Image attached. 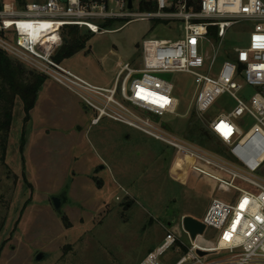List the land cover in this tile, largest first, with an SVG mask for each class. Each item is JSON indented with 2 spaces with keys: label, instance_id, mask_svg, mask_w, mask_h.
<instances>
[{
  "label": "rangeland",
  "instance_id": "obj_1",
  "mask_svg": "<svg viewBox=\"0 0 264 264\" xmlns=\"http://www.w3.org/2000/svg\"><path fill=\"white\" fill-rule=\"evenodd\" d=\"M42 1L0 0V5ZM102 24L107 32L98 35L80 28L82 35H88L84 49L61 59L70 71L98 87H113L119 65H141L145 39L175 41L180 36L177 24L166 27L163 21ZM252 30V24L241 23L233 25L224 40L208 34L210 45L203 47L204 54L210 60L217 56V68L235 58L236 48L248 45ZM56 56L59 60L63 54L58 50ZM8 57L25 67L26 78L39 75ZM162 77L173 84L179 101V116L161 119L166 132L229 161L228 147L207 128L229 102L221 99L207 115L188 114L197 90L195 78L186 73ZM254 92L245 87L241 95L249 98ZM9 105H0L3 121L7 113L13 118L9 128L7 122L2 127L10 131L5 157L0 150V264H138L170 231L181 237L178 245L189 246L183 218L201 220L214 198L235 197L233 190H222L219 173L162 142L111 120L92 126L94 111L51 80L45 79L29 113L19 97ZM245 123L251 125L250 118ZM201 130L208 131L203 140ZM256 175L264 180V166ZM236 185L247 187L242 182ZM63 193L68 202L58 213L51 198ZM213 240L215 233L208 231L197 243L212 246ZM39 253L48 258L36 262ZM182 254L170 252L167 258L175 261ZM218 257L226 259L228 253Z\"/></svg>",
  "mask_w": 264,
  "mask_h": 264
},
{
  "label": "built area",
  "instance_id": "obj_2",
  "mask_svg": "<svg viewBox=\"0 0 264 264\" xmlns=\"http://www.w3.org/2000/svg\"><path fill=\"white\" fill-rule=\"evenodd\" d=\"M148 6L153 9L143 8ZM116 20H156L166 22V27L177 24L180 36L175 41L145 39L141 65H119L111 88L95 86L56 61L66 28L76 26L98 35L107 32L102 23ZM241 23L253 25L248 45L236 48L233 60H224L215 68L217 56L210 60L203 50L209 44L208 34L214 31L224 40L232 26ZM0 50L73 93L85 109L96 114L92 126L106 119L139 131L219 173L222 190L235 192L229 200L214 198L201 219L206 233L200 238L212 231L214 245L192 242L185 231L190 245H178L181 237L170 231L138 264L264 261V180L256 175L264 166V0H132V8L129 0H45L22 6L7 2L0 9ZM175 73L195 78L197 90L188 114L207 115L221 99L229 102L207 126L228 147L229 161L213 157L163 128L165 115L179 116L174 86L162 77ZM245 87L255 91L249 98L241 95ZM238 182L247 187H237ZM180 251L183 254L177 260L167 258L170 252ZM222 252L228 253L226 259L218 257Z\"/></svg>",
  "mask_w": 264,
  "mask_h": 264
},
{
  "label": "trees",
  "instance_id": "obj_3",
  "mask_svg": "<svg viewBox=\"0 0 264 264\" xmlns=\"http://www.w3.org/2000/svg\"><path fill=\"white\" fill-rule=\"evenodd\" d=\"M1 7L2 4L0 5V9ZM143 8L149 11L153 9L150 6ZM63 38H64V44L59 49V51L63 54V56L59 60L57 56H55L56 61L61 63H63L61 59L71 58L84 49L86 38H88V35H82L80 28L73 26L66 28V30L63 33ZM8 56L9 55L7 53L0 50V80L2 83L0 88V105H5L8 102L10 105H13L15 98L19 97L25 105V111L29 113V111L35 106V103L38 98V93L40 89L43 87L45 83V79L47 78L41 74H39L38 76L31 75L30 79L26 78L27 71L25 67L21 65L16 66L14 63L10 61ZM2 116L3 115H0V131H1L0 142L2 143V145H0V150L3 157H5L7 151L8 136L10 131V129L8 128L10 127L13 118L11 113L10 114L7 113L6 115L7 121L4 122ZM6 122H7V126L9 125L8 128L7 129L2 128L4 127V124ZM198 132L202 133L201 135L202 140L204 136L208 134V131H204V130ZM193 135L194 133L193 131H191V137ZM183 251L186 250L183 248Z\"/></svg>",
  "mask_w": 264,
  "mask_h": 264
},
{
  "label": "water",
  "instance_id": "obj_4",
  "mask_svg": "<svg viewBox=\"0 0 264 264\" xmlns=\"http://www.w3.org/2000/svg\"><path fill=\"white\" fill-rule=\"evenodd\" d=\"M66 2V0H61ZM129 8H132V0H129ZM102 168V167H101ZM103 169V168H102ZM54 209L59 213L61 212L62 207L68 202V197L66 193H63L59 196H53L51 198ZM126 211V209H125ZM183 230L189 235L192 242H196L200 237H203L206 233V226L199 219H196L191 216H186L183 218ZM200 256H206L204 252H198ZM48 258V255L45 253H39L35 259L36 262L44 261Z\"/></svg>",
  "mask_w": 264,
  "mask_h": 264
},
{
  "label": "snow or ice",
  "instance_id": "obj_5",
  "mask_svg": "<svg viewBox=\"0 0 264 264\" xmlns=\"http://www.w3.org/2000/svg\"><path fill=\"white\" fill-rule=\"evenodd\" d=\"M245 204L247 203L246 201L244 202ZM242 208L244 207V205L242 204V206H241ZM226 239H230V237H228V236H226L225 237Z\"/></svg>",
  "mask_w": 264,
  "mask_h": 264
}]
</instances>
